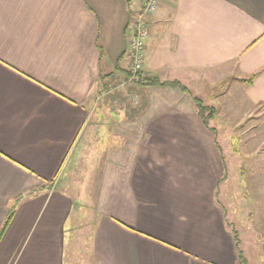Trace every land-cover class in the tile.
Returning a JSON list of instances; mask_svg holds the SVG:
<instances>
[{
	"label": "crops",
	"instance_id": "obj_1",
	"mask_svg": "<svg viewBox=\"0 0 264 264\" xmlns=\"http://www.w3.org/2000/svg\"><path fill=\"white\" fill-rule=\"evenodd\" d=\"M142 2L0 0V230L15 210L0 264H238L228 161L194 99L211 95V120L231 118L238 93L264 114V0H160L141 76L173 86L127 82ZM69 157L86 172L61 188ZM233 164L261 194L255 162Z\"/></svg>",
	"mask_w": 264,
	"mask_h": 264
},
{
	"label": "rangeland",
	"instance_id": "obj_2",
	"mask_svg": "<svg viewBox=\"0 0 264 264\" xmlns=\"http://www.w3.org/2000/svg\"><path fill=\"white\" fill-rule=\"evenodd\" d=\"M148 16L149 14L146 17ZM225 83L228 84V82ZM125 87L128 88L131 87V85H121V88L124 89ZM223 87L224 85L223 83H221L220 86H217L216 88L208 86L205 91L208 92L210 90H213L219 92ZM210 96L211 95H206V97L203 96L204 99H202L204 100L205 105L215 106ZM136 98L134 95V101H132V104L127 103L128 111H134L135 109L139 110V107H141V97L140 99H137L138 101H136ZM244 101L245 100H243L242 95H239L238 93L235 105L236 110L233 114H230L232 115L231 118L224 115L226 114L224 113V118L210 120L209 125L218 129V142L220 144V147L222 148L224 158L226 159V161H228L227 170L228 176L230 178L228 184L230 182H233L231 184L232 188H230V193L235 196L231 198L229 202L228 200H226V195H224L223 197L228 211V218L232 223H234V228H237V230L240 232V248L248 259L249 264H264V211L261 210L264 207V183L261 182L263 191L261 192V194H259L257 191H254V189L256 190V187L258 185H256V183L254 182L251 183V179L247 180L246 176L248 174L244 176V178H240L239 183L234 177H238L240 174H237V171L234 172L235 165L233 164V160L237 161V164L241 166H245L246 163L251 161L255 162L254 167H256L253 176L258 179L263 178L264 180V169L257 168L261 163H263L262 165L264 166V114H259L251 111H247L248 113H246V104H244ZM123 106L126 109L125 105ZM124 108L121 111H125ZM118 110L119 108H117V111ZM113 111L115 110L113 109ZM227 114H229V112ZM245 145H247V148L245 147ZM71 157H69L67 161L68 169L64 174V181L61 183V188L72 186V184L73 186L78 187L81 184L80 182H78V179L82 180L84 176L79 175L78 179L76 180L74 178L76 169L80 168L78 169L79 172H86L85 168L82 167L83 165H77L78 162L76 160H74L77 163L76 165L73 166L72 164H70ZM250 175L251 173L249 174V176ZM238 190L242 192V195L245 192L252 193L248 194L250 198V208H248V206H245L246 202L244 203L243 200L241 201V198L237 199ZM244 197H246V195H244ZM80 201L78 200L79 203ZM90 204H92L90 201H86L84 203V208H88V211L91 209ZM235 209H245L247 210L248 214H253L251 215V217H244L243 212L237 214ZM91 217L92 216L90 214H86L84 218L80 219L79 225L81 223L82 225H80L79 228L82 229V231L80 230L76 232V236L72 237V239L76 238L78 242H82L91 238ZM69 227L70 223L68 222L66 228ZM84 253L86 254V252L83 251V248L80 247L78 251L75 250L72 254L73 256L79 255L81 258L82 255H85ZM73 260L78 261L75 258Z\"/></svg>",
	"mask_w": 264,
	"mask_h": 264
},
{
	"label": "built area",
	"instance_id": "obj_3",
	"mask_svg": "<svg viewBox=\"0 0 264 264\" xmlns=\"http://www.w3.org/2000/svg\"><path fill=\"white\" fill-rule=\"evenodd\" d=\"M159 1L160 0H143L140 11L137 12L132 21L128 49L131 58V75L128 82L132 83L135 81L143 69L146 40L149 37L146 16L156 10Z\"/></svg>",
	"mask_w": 264,
	"mask_h": 264
},
{
	"label": "trees",
	"instance_id": "obj_4",
	"mask_svg": "<svg viewBox=\"0 0 264 264\" xmlns=\"http://www.w3.org/2000/svg\"><path fill=\"white\" fill-rule=\"evenodd\" d=\"M131 75V73H130ZM129 75V76H130ZM137 82L138 84L142 83L144 86H173V85H177V83H162L161 81H159L157 78H154V79H148V78H143L141 76V73L138 75L137 77ZM252 80H248L247 82H251ZM194 102H195V106L197 108V111L200 115V117H202L204 123L206 124L207 127H209V121L214 117V115L216 114V110L213 108V107H209V106H206L203 104L202 101L198 100V99H194ZM21 200L18 199L16 204ZM14 211L15 210H12L4 224V226L2 227V229L0 230V240L2 238V236L4 235L10 221L12 220L13 218V215H14ZM228 228L231 230L233 236H234V239L236 241V245L238 247V264H247V259H246V256L245 254L243 253V251L241 250L240 248V237H239V233L238 231L234 228V226L232 224H228Z\"/></svg>",
	"mask_w": 264,
	"mask_h": 264
}]
</instances>
